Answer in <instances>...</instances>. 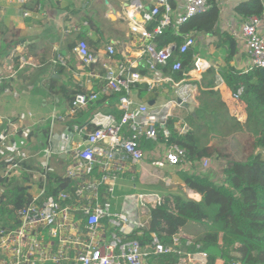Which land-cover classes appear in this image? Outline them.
Listing matches in <instances>:
<instances>
[{"label":"built area","instance_id":"2783aa9c","mask_svg":"<svg viewBox=\"0 0 264 264\" xmlns=\"http://www.w3.org/2000/svg\"><path fill=\"white\" fill-rule=\"evenodd\" d=\"M208 9V0H185L183 12L172 24L167 0H157L150 9H145L136 0L131 1L126 9L128 29L144 40L140 53L146 58L143 64L129 61L113 64L116 48L110 43L105 48L106 59L102 62L104 92L120 95L116 106L119 115L94 111L87 125L73 128L82 142L63 152L68 165L61 176L49 165L54 153L50 145L35 169H26L20 162L11 160L0 174L2 179L15 180L28 175L34 187L29 200L16 211L15 220L7 227L0 226V264H152L151 258L162 255H175L188 264H209L208 254L201 246L187 242L182 235H175L164 244L153 233L149 242L140 243L139 239L149 228L150 210L161 205L159 193L131 192L124 194L121 202L116 194L120 181L135 180L136 170L143 161L142 140L156 142L162 139L164 163L168 166L189 165L185 151L170 142L168 125L183 105L195 102L197 85L192 76L186 78L184 75L181 80H175L172 76H164L161 68L170 60L174 49L182 55L195 40L193 35H185L177 48H156L153 36L160 35L169 26L178 28ZM137 14L143 25L155 21L159 15L161 18L149 33L143 25L137 24ZM260 26L261 18L253 16L234 34L250 60V68L258 70L264 69V34L260 32ZM74 51L84 66L97 62L82 40ZM18 60L20 69L26 61L22 57ZM54 63L65 64L60 57ZM207 68L208 64L199 58L193 63V72L197 76ZM140 70L151 73V77L141 74ZM180 70L181 62L175 61L171 72ZM142 83L149 89L167 84L171 86L172 96L156 106L137 102L130 91L135 84ZM241 95L242 88H239L233 94V100L239 102ZM97 97L96 93L75 94L71 101L72 112L87 108ZM173 128L180 136L190 131L183 121L174 123ZM164 163L157 164V168H163ZM195 165V174H205L212 169L217 171L209 168L207 158ZM54 179L64 181L65 189L52 192ZM191 247L194 250L187 251Z\"/></svg>","mask_w":264,"mask_h":264},{"label":"crops","instance_id":"0c3cea01","mask_svg":"<svg viewBox=\"0 0 264 264\" xmlns=\"http://www.w3.org/2000/svg\"><path fill=\"white\" fill-rule=\"evenodd\" d=\"M131 1L135 0H0V162L7 163L14 160V162H20L26 169H35L43 160L44 150L51 146L48 135L51 128L55 126L63 132V141H69V143L55 148L51 146L54 152L52 154L54 159L66 162L67 157L63 155V152L82 142V138L73 132L76 125H87L94 111L119 115L116 106L120 95L104 92L102 62L106 59L105 48L109 43H114L116 48L113 64L118 61L143 64L146 58L140 53L144 40L128 29L126 9L130 7ZM136 1L145 9H150L157 0ZM247 1L249 0H216L219 16L212 32L190 33L195 43L187 50L192 51L193 54L187 70H184V75L186 78L193 77L192 81L197 85V95L194 103L183 105V108L178 110L170 120L168 126L171 136L174 133L178 137H183L191 132L188 115L195 116L199 92L207 90L208 86L219 94L220 101L227 108L228 116L241 124L246 121L247 115L245 104L241 100L242 95L239 102L233 100L234 92L224 83L221 72L227 65L225 61L227 56L231 58L230 65L236 70L247 72L251 69L250 60L244 48L234 37L240 25L250 18L238 16L235 8ZM167 2L170 6L171 2L174 5V8L171 6L169 15L171 23L174 24L177 15L183 12L185 0H167ZM100 10L103 11L99 16ZM25 12L29 15L24 16ZM259 18H261L259 30L264 34V11ZM135 20L138 25H143L138 14ZM80 40L84 41L88 50L96 56L95 64L84 66L79 60L74 49ZM223 40L229 42L223 44ZM231 42L232 47H230ZM153 44L156 48H160L154 41ZM167 46H172L173 49L178 45L170 43ZM174 51L177 50L174 49ZM174 51L171 58L176 54ZM21 57L25 59L26 64L19 69L18 59ZM58 57L62 58L65 64L54 63ZM198 58L208 64V68L200 76L193 72V63ZM180 60L175 59L173 63ZM180 62L182 68V61ZM167 67L168 64L161 68L164 76H168L164 73ZM9 68L16 72L12 73ZM140 72L149 77L152 75L144 70ZM136 85L138 86L134 91L131 89L130 95L137 102L148 106H156L172 96L171 86L167 84L152 89H149L145 83L134 86ZM142 89L143 91L138 95L139 90ZM156 89L158 90L156 94L151 95L150 93ZM77 93H96L98 97L87 108L75 113L71 110V101ZM150 102L152 104H149ZM185 106H193L195 108L193 114ZM178 121H183L190 127L187 134L180 136L174 132V123ZM171 136L170 142L176 144L171 140ZM226 138L230 140V144H233V135ZM162 142L160 138L156 142L142 140L140 147L143 153L149 155L159 148L163 162ZM233 148L237 146L231 147V153ZM207 159L212 162L210 158ZM5 168L0 166V174ZM165 168L169 174H166L167 178L164 175L162 182L167 187L171 183L172 178L169 177L174 169L176 178L179 171L194 172V167L190 165L178 167L166 165L163 169ZM151 169H153L151 164L148 165L142 161L136 170V178L133 182L120 181L117 196L131 192L160 193L164 191L145 190L139 184L138 180L146 176ZM54 180L55 183L51 186L52 192L56 193L65 189L64 181ZM177 181L189 198L195 201L200 200L198 194L187 190L178 179ZM29 182L30 176L24 186L27 187L31 196L34 187L32 181L30 184ZM200 227L196 226L198 230ZM183 233L181 231L182 236Z\"/></svg>","mask_w":264,"mask_h":264},{"label":"trees","instance_id":"16d2710c","mask_svg":"<svg viewBox=\"0 0 264 264\" xmlns=\"http://www.w3.org/2000/svg\"><path fill=\"white\" fill-rule=\"evenodd\" d=\"M170 4L174 8L173 3ZM208 4L207 11L193 16L178 28L166 27L153 41L160 48L170 43L179 46L186 34L212 32L219 8L216 0H208ZM263 11L264 0H249L235 8L236 14L242 18L260 17ZM160 18L159 15L155 21L146 24L149 25L145 26L146 31L152 33ZM228 42L222 41L223 44ZM232 45L231 42L230 47ZM174 52L176 54L167 61L168 67L164 73L180 80L193 53L189 50L179 56L177 51ZM175 59H181L183 69L172 73L171 66ZM225 61L227 65L221 72L224 83L234 93L242 88L241 100L247 115L244 124L228 116L219 94L208 86L207 90L199 92L195 116L188 115L191 132L183 137L174 133L171 136L172 141L185 149L192 168L202 158L223 159L225 164L222 165L221 181L214 180L207 172H177L180 183L198 194L200 200L195 201L184 192H176L179 190L160 192L161 205L150 210L149 228L139 241L142 245L146 244L150 240L149 234L154 233L162 243L168 244L173 236L182 235L181 231L188 223H197L204 226L205 231L193 242L208 254L209 264H264V78L257 68L239 71L230 65L229 56ZM142 91L139 90L138 95ZM154 93L156 91L150 94ZM230 135H233L232 140L237 137L241 140L240 152H243V156L239 160L231 157L234 143L229 144L230 140L226 138ZM7 163L0 162V166L4 167ZM22 164L26 165L24 162ZM27 181V175L21 180L0 178L2 227L15 220L18 208L29 200L28 189L24 186ZM193 250V247L187 249L190 252ZM151 260L154 264H178L179 257L162 255Z\"/></svg>","mask_w":264,"mask_h":264},{"label":"rangeland","instance_id":"374dc122","mask_svg":"<svg viewBox=\"0 0 264 264\" xmlns=\"http://www.w3.org/2000/svg\"><path fill=\"white\" fill-rule=\"evenodd\" d=\"M100 15H102V11L100 10ZM155 91H158L157 89ZM74 132V131H73ZM63 132L61 130L58 129L57 126H55L54 128H51L50 132H49V139L51 142V146L52 148H55L58 145H64L65 143H69V141H63ZM232 142L234 143V145L237 146V148H233V153L232 156L234 159H240L243 156V152H240L241 150V140L237 137L235 140H232ZM231 143V142H230ZM229 143V144H230ZM248 152V148L245 150V153L247 154ZM210 161V160H209ZM143 162L147 163L148 165L151 164L152 168L151 170H148V172L146 173V176L142 177L141 180H138L139 184L142 185V187L145 190H157V189H161V190H169L170 192H181L183 187H180L179 182L177 181L176 178V172L175 169L171 172V183H169L168 187L162 182V179L165 178L166 174H169L165 169H161L157 168V164L159 163H164V161L162 162V154L160 153L159 148L155 149V153L153 152V154L149 155V154H145L143 153ZM155 164V166H153ZM225 162L222 160H212V162L210 161V167H213L214 169H216L217 171H208L206 174H214L212 175V177L214 178V180L217 181H221V172H222V165H224ZM49 165L55 170V172L58 175H63L66 169V166L68 165V160H66V162H62V161H58L57 159H54V155L51 157V159L49 160ZM167 164L164 163V166H166ZM168 166V165H167ZM158 170H157V169ZM165 175V176H164ZM16 179H20V177H14ZM136 178V177H135ZM167 178V176H166ZM139 191V189H137ZM124 195H121L119 198V202L122 201ZM196 226H202L201 224H197V223H188L182 230L183 233V237L186 238L187 242H193L198 236H200L201 234L204 233L205 231V227H200V229L198 230L196 228ZM150 263L153 264L152 260H150ZM178 264H188L186 262H184V259H180Z\"/></svg>","mask_w":264,"mask_h":264},{"label":"water","instance_id":"95a60500","mask_svg":"<svg viewBox=\"0 0 264 264\" xmlns=\"http://www.w3.org/2000/svg\"><path fill=\"white\" fill-rule=\"evenodd\" d=\"M259 73L261 74L262 78H264V69H259ZM149 104H152V102H150ZM189 112H191L193 114L194 112V107L193 106H185Z\"/></svg>","mask_w":264,"mask_h":264}]
</instances>
